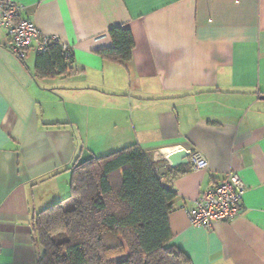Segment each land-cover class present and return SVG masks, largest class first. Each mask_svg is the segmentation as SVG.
Returning a JSON list of instances; mask_svg holds the SVG:
<instances>
[{
	"label": "crops",
	"instance_id": "1",
	"mask_svg": "<svg viewBox=\"0 0 264 264\" xmlns=\"http://www.w3.org/2000/svg\"><path fill=\"white\" fill-rule=\"evenodd\" d=\"M9 1L74 58L40 78L37 54L19 60L0 29V264H37L32 218L69 195L74 164L133 145L170 166L172 244L193 264H264V0ZM116 26L135 40L127 67L102 55ZM180 149L208 167L172 168ZM232 171L240 215L191 226L187 210Z\"/></svg>",
	"mask_w": 264,
	"mask_h": 264
},
{
	"label": "trees",
	"instance_id": "2",
	"mask_svg": "<svg viewBox=\"0 0 264 264\" xmlns=\"http://www.w3.org/2000/svg\"><path fill=\"white\" fill-rule=\"evenodd\" d=\"M109 34L113 47L103 57L127 67L135 49L131 30L116 26ZM73 58L52 40L37 54L36 76L64 75ZM168 166L138 145L74 164L69 195L32 218L37 264H193L172 244L177 194L162 181Z\"/></svg>",
	"mask_w": 264,
	"mask_h": 264
},
{
	"label": "built area",
	"instance_id": "3",
	"mask_svg": "<svg viewBox=\"0 0 264 264\" xmlns=\"http://www.w3.org/2000/svg\"><path fill=\"white\" fill-rule=\"evenodd\" d=\"M22 7L5 0L0 2V29H5L10 41V51L19 60L25 61L30 52L43 53L55 40L42 34L37 25L22 16ZM65 52L71 49L62 44ZM194 170H204L208 162L199 152H190ZM246 186L239 174L229 172L223 179L212 184L187 210L190 225L211 231L216 222H230L241 213V203ZM1 250V249H0Z\"/></svg>",
	"mask_w": 264,
	"mask_h": 264
},
{
	"label": "water",
	"instance_id": "4",
	"mask_svg": "<svg viewBox=\"0 0 264 264\" xmlns=\"http://www.w3.org/2000/svg\"><path fill=\"white\" fill-rule=\"evenodd\" d=\"M190 152L185 149H180L168 156V160L172 168H177L189 163Z\"/></svg>",
	"mask_w": 264,
	"mask_h": 264
},
{
	"label": "rangeland",
	"instance_id": "5",
	"mask_svg": "<svg viewBox=\"0 0 264 264\" xmlns=\"http://www.w3.org/2000/svg\"><path fill=\"white\" fill-rule=\"evenodd\" d=\"M103 156V155H102ZM102 156H100V157H102ZM127 256V255H126ZM126 256H121V257H118V258H114L113 259V261L115 260V261H117V260H122V259H124Z\"/></svg>",
	"mask_w": 264,
	"mask_h": 264
}]
</instances>
